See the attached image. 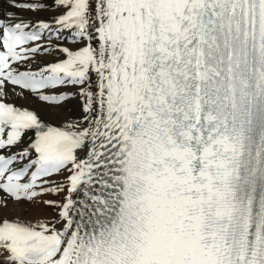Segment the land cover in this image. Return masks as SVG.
<instances>
[{"label":"snow or ice","instance_id":"6c2138e0","mask_svg":"<svg viewBox=\"0 0 264 264\" xmlns=\"http://www.w3.org/2000/svg\"><path fill=\"white\" fill-rule=\"evenodd\" d=\"M4 2L0 264H264V0Z\"/></svg>","mask_w":264,"mask_h":264},{"label":"bare ground","instance_id":"6f19581e","mask_svg":"<svg viewBox=\"0 0 264 264\" xmlns=\"http://www.w3.org/2000/svg\"><path fill=\"white\" fill-rule=\"evenodd\" d=\"M0 7H2L3 9H6L7 8V5L4 2V0H0ZM51 198H54V197H51Z\"/></svg>","mask_w":264,"mask_h":264}]
</instances>
